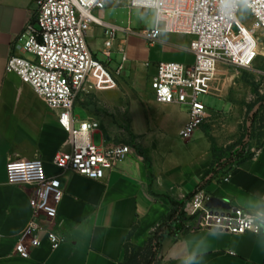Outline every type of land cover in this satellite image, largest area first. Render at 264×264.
I'll return each mask as SVG.
<instances>
[{
    "label": "crops",
    "instance_id": "0c3cea01",
    "mask_svg": "<svg viewBox=\"0 0 264 264\" xmlns=\"http://www.w3.org/2000/svg\"><path fill=\"white\" fill-rule=\"evenodd\" d=\"M35 2L0 0V264H122L129 245L145 248L173 204H188L197 193L264 218V145L227 174L215 177L204 132L181 138L190 122V111L182 110L186 105L157 104L151 91L149 106L133 118L132 154L105 179L60 172L53 161L68 147L57 114L17 74L6 71L12 43L24 31ZM127 4L128 0H122L95 11L117 28L110 57L106 56L104 29L91 28L88 40L96 58L102 53L111 61L114 53L122 54L123 62L131 63L129 78L134 74L152 78L161 63L194 64L191 39L186 36L163 34L151 43L140 36L141 30L131 27L130 19L124 25L120 14L132 11ZM154 49H158L156 53ZM188 55L194 60L186 61ZM123 69L121 64L117 73ZM95 77L96 85L106 80H100L97 70L91 79ZM86 112L99 133L117 142L115 135ZM36 156L48 175L59 177L62 183L63 199L55 226L61 243L55 247L41 234L40 247L31 248L30 257L23 258L15 248L33 219L30 190L9 185L6 166L9 159ZM159 258V264H264V230L243 235L201 228L175 230L163 239Z\"/></svg>",
    "mask_w": 264,
    "mask_h": 264
},
{
    "label": "built area",
    "instance_id": "2783aa9c",
    "mask_svg": "<svg viewBox=\"0 0 264 264\" xmlns=\"http://www.w3.org/2000/svg\"><path fill=\"white\" fill-rule=\"evenodd\" d=\"M122 0H36V9L22 34L12 43L6 71L19 76L34 93L57 114L67 133L65 151L56 154L53 164L60 172H71L101 181L133 152L127 143L110 141L102 135V145L94 144L97 124L79 120L74 109L84 93L94 86L92 74L109 81L110 74L98 62L89 44L93 26L104 29L105 48L110 57L117 28L95 15L110 4ZM128 8L155 11L153 30L142 29L140 36L151 43L162 34L182 35L191 39L193 65L161 63L151 78L150 89L157 104H180L190 107V122L181 132L189 139L210 115L197 101L201 94L218 97L217 74L221 67L251 68L256 60V37L264 36V0H128ZM252 20L251 35L238 23L242 9ZM241 20V19H240ZM243 22V21H242ZM244 23V22H243ZM26 56H29L26 57ZM111 83V82H110ZM7 182L28 188L33 219L22 234L15 252L30 257V249L41 245L40 235L59 246L56 232L58 206L63 199L59 177L49 176L38 156L33 159H9ZM209 198L195 194L187 204V213L197 219V228L226 231L232 235L261 234L262 215L243 209L213 210L206 207ZM28 242L29 246L25 245Z\"/></svg>",
    "mask_w": 264,
    "mask_h": 264
},
{
    "label": "rangeland",
    "instance_id": "374dc122",
    "mask_svg": "<svg viewBox=\"0 0 264 264\" xmlns=\"http://www.w3.org/2000/svg\"><path fill=\"white\" fill-rule=\"evenodd\" d=\"M155 16L153 10L145 12L134 9L131 13L128 10L123 11L120 19L124 20V25L126 20L130 19L131 27L140 31L153 29ZM240 19H238L239 24L252 27V20L245 8L242 9ZM247 26L244 27L245 32L251 35V30ZM262 36L263 34L259 32L256 37L258 44L255 52L258 57L251 68L221 67L217 74L218 97L204 94L198 96L197 101L207 109L210 117L195 132L202 130L209 141L213 155L212 172L218 170L220 174H227L264 145V39ZM186 38L190 40L189 37ZM157 50L154 49L153 53ZM188 57L186 61L194 60L193 55ZM96 59L108 69L112 83L105 80L94 86L92 90L88 88V92L84 93L77 102L74 115L79 120H88L86 110H89L107 132L115 135L117 143L132 145L133 118L143 108L149 106L152 100L151 78L135 74L129 78L131 63L123 62L122 54L114 53L112 60L109 61L102 53H98ZM121 64H124V69L118 74L117 70ZM91 81L96 85L98 79L95 77ZM182 110L189 112L190 107L186 105ZM102 139L101 133H96L93 138L94 144L100 147ZM197 223V219L187 213V205H184V214L176 224L175 230L189 231L197 228ZM127 251L129 255H138L140 264H145L143 253L137 246L129 245Z\"/></svg>",
    "mask_w": 264,
    "mask_h": 264
},
{
    "label": "trees",
    "instance_id": "16d2710c",
    "mask_svg": "<svg viewBox=\"0 0 264 264\" xmlns=\"http://www.w3.org/2000/svg\"><path fill=\"white\" fill-rule=\"evenodd\" d=\"M213 176H217L220 172L213 171ZM184 205L187 204H173V210L170 215L160 224L152 237L149 239L145 248L138 247V250L143 253L145 264H159L160 263V250L163 239L167 235H172L175 232V226L180 221L184 214ZM128 247L125 251L123 264H140L138 255H129ZM142 257V258H143Z\"/></svg>",
    "mask_w": 264,
    "mask_h": 264
},
{
    "label": "water",
    "instance_id": "95a60500",
    "mask_svg": "<svg viewBox=\"0 0 264 264\" xmlns=\"http://www.w3.org/2000/svg\"><path fill=\"white\" fill-rule=\"evenodd\" d=\"M206 207L213 210H231V206L227 204L226 202L216 198L212 197L208 200L206 203Z\"/></svg>",
    "mask_w": 264,
    "mask_h": 264
},
{
    "label": "bare ground",
    "instance_id": "6f19581e",
    "mask_svg": "<svg viewBox=\"0 0 264 264\" xmlns=\"http://www.w3.org/2000/svg\"><path fill=\"white\" fill-rule=\"evenodd\" d=\"M262 38L264 39V36H262Z\"/></svg>",
    "mask_w": 264,
    "mask_h": 264
},
{
    "label": "clouds",
    "instance_id": "9594fccd",
    "mask_svg": "<svg viewBox=\"0 0 264 264\" xmlns=\"http://www.w3.org/2000/svg\"><path fill=\"white\" fill-rule=\"evenodd\" d=\"M207 250H205V252H206Z\"/></svg>",
    "mask_w": 264,
    "mask_h": 264
}]
</instances>
